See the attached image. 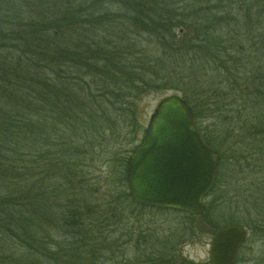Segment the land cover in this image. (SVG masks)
I'll return each instance as SVG.
<instances>
[{
	"label": "trees",
	"instance_id": "16d2710c",
	"mask_svg": "<svg viewBox=\"0 0 264 264\" xmlns=\"http://www.w3.org/2000/svg\"><path fill=\"white\" fill-rule=\"evenodd\" d=\"M28 1L0 0V264H191L158 248L125 259V214L161 211L126 188L138 104L172 92L191 109L215 182L202 215L162 211L205 221L222 171L206 120L240 139L239 169L264 165V0ZM256 176L237 193L251 219L211 235L238 224L264 239Z\"/></svg>",
	"mask_w": 264,
	"mask_h": 264
},
{
	"label": "water",
	"instance_id": "95a60500",
	"mask_svg": "<svg viewBox=\"0 0 264 264\" xmlns=\"http://www.w3.org/2000/svg\"><path fill=\"white\" fill-rule=\"evenodd\" d=\"M217 170L214 152L204 142L191 109L178 95H169L150 115L127 164L125 183L139 206L200 216ZM246 238L245 228L238 224L218 229L209 245L210 264H236Z\"/></svg>",
	"mask_w": 264,
	"mask_h": 264
},
{
	"label": "rangeland",
	"instance_id": "374dc122",
	"mask_svg": "<svg viewBox=\"0 0 264 264\" xmlns=\"http://www.w3.org/2000/svg\"><path fill=\"white\" fill-rule=\"evenodd\" d=\"M28 3L30 2L25 0L22 5L30 9ZM169 95L174 94L172 92L152 93L139 102V119L145 127L158 102ZM213 123L211 120H206L202 124L209 139L218 150L217 156L221 165L219 166L222 169L220 176L221 192L213 198L210 214L205 218V221L196 219L191 223L184 219L181 214L170 211L143 210L141 216L126 213L124 229L129 230L133 235L129 244L130 247L125 246L124 253L128 254L125 259L130 258L136 261L145 256L147 257L146 252L149 249L158 248L163 255L175 251L179 258L186 259L191 264H210L209 245L213 235L210 234L213 231L211 229L213 223L224 225L235 220L247 222L249 218L251 219L252 214L247 208L248 206H242V203L246 200H243V196L237 193L240 190L250 188V185L255 182V178L257 179L256 175L260 172V169L264 168V165H261L259 161H249L248 168L246 167L245 170L239 169L238 163L241 165L243 164L241 162L245 161L240 153V139L225 137L222 134V128H218V124L214 123V125ZM218 137L222 141L219 142ZM103 168L104 171L107 170V167L103 166ZM95 169L96 173L93 175H98L99 168L96 167ZM104 190L105 184H102L101 191ZM206 203L207 200H204V204ZM190 229L193 231L191 232ZM245 230L247 238L238 252L236 264H264V239L251 228H245ZM181 235L183 239L180 238ZM113 236H115V233L112 234ZM175 241L177 242L174 245L175 248H171L170 244L175 243Z\"/></svg>",
	"mask_w": 264,
	"mask_h": 264
}]
</instances>
